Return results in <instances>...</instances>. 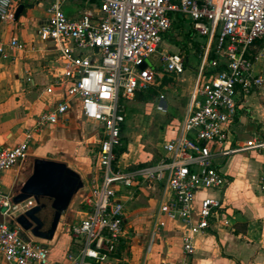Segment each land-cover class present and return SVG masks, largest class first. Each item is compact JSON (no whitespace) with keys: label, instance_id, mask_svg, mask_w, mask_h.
<instances>
[{"label":"built area","instance_id":"2783aa9c","mask_svg":"<svg viewBox=\"0 0 264 264\" xmlns=\"http://www.w3.org/2000/svg\"><path fill=\"white\" fill-rule=\"evenodd\" d=\"M17 0H0V23L14 21ZM84 4L78 18L63 7ZM187 28V29H186ZM183 30L197 47L186 114L175 136L161 145V158L150 165L121 168L126 105L145 95L161 76H182L189 57L164 52L161 44L172 31ZM37 35L50 41L62 63L63 99L39 113L32 129L12 148L0 147V177L28 158L34 136L64 121L68 99L93 122L101 136L95 177L84 189L80 217L66 227L72 246L58 261L41 243L21 235L8 220L35 206L19 204L0 188V260L7 264H112L125 239V202L118 188L157 191L155 228L166 222L180 232L183 259L190 264L196 235L226 225L222 194L228 185L219 159L243 152H264V138L238 144L229 140L238 105L249 95L264 101V74L253 72L251 50L264 43V0H50ZM11 50L23 43L11 37ZM0 54L4 51L0 47ZM144 65V68L141 66ZM48 91H50L48 89ZM157 112L167 102L158 95ZM264 190V177L261 179ZM199 196V198H198Z\"/></svg>","mask_w":264,"mask_h":264},{"label":"crops","instance_id":"0c3cea01","mask_svg":"<svg viewBox=\"0 0 264 264\" xmlns=\"http://www.w3.org/2000/svg\"><path fill=\"white\" fill-rule=\"evenodd\" d=\"M49 1L17 0L14 21L0 23V47L4 51V55L0 54V147L12 148L20 143L25 132L32 129L37 115L63 99L62 89L51 87L53 82L60 80L62 63L57 58L53 44L41 41L37 35L44 22L45 8ZM20 6L22 8L15 18ZM84 7L82 3L70 4L65 5L63 10L69 17L78 18ZM11 37L23 43L22 50L8 48L7 43ZM161 47L164 52L177 51L167 42L166 37ZM251 59L253 72L261 71L264 74V43L254 45ZM68 104L64 121L56 126H48L36 134L26 161L1 175L0 188L10 194L11 198L31 173L30 161L34 159L37 145L39 150L50 153L70 150L80 122L93 123L81 116L77 99H68ZM230 128L229 140L238 144L264 137V101L257 95L247 96L238 105ZM240 154L219 159V169L228 180L222 194L227 224L196 235L190 264H264V190L261 189L264 152H243L242 154H246L243 156ZM50 159L62 162L76 172L66 161ZM120 161L121 158V168L138 167L123 166ZM96 168L93 178L99 173L97 164ZM85 188L82 186V194L79 191L74 197L77 196L78 204ZM117 190L119 197L126 201L125 239L120 242L115 255L116 261L112 264H174L182 260L181 237L180 232L175 229L176 225L166 222L163 228H155L159 195L157 191L143 187ZM132 206L135 207L133 211ZM80 214L79 205L78 211L58 224L50 241L45 242L30 235L27 237L45 245L49 259L58 261L73 243L66 227L77 220ZM14 215L17 213L14 212ZM0 264L7 263L0 260Z\"/></svg>","mask_w":264,"mask_h":264},{"label":"rangeland","instance_id":"374dc122","mask_svg":"<svg viewBox=\"0 0 264 264\" xmlns=\"http://www.w3.org/2000/svg\"><path fill=\"white\" fill-rule=\"evenodd\" d=\"M166 40L177 51L189 57L190 66L182 76H161L156 81L159 83L157 86H153L141 99L126 105L122 132L124 143L120 154V164L123 166L150 165L159 160L162 143L167 138L176 135L186 114L194 78V71L191 68L197 60V47L183 30L172 31ZM158 95H163L166 99L165 113L157 112L154 108L153 102ZM100 138L98 127L94 123L81 121L74 134L72 149L56 150L50 153L46 150H39L37 145L33 158L47 160L54 158L66 161L80 175L83 186L87 187L97 172V143ZM240 155L246 154L241 153ZM30 165L32 166V161ZM97 178H99V173ZM79 191L81 195L82 191ZM77 199L76 196L74 202L62 214L59 223H63L78 211ZM134 209L135 207L132 206L131 211Z\"/></svg>","mask_w":264,"mask_h":264},{"label":"water","instance_id":"95a60500","mask_svg":"<svg viewBox=\"0 0 264 264\" xmlns=\"http://www.w3.org/2000/svg\"><path fill=\"white\" fill-rule=\"evenodd\" d=\"M22 6L15 13L19 15ZM144 68V65L141 66ZM139 93L135 94L138 100ZM82 180L78 173L67 167L66 164L58 161L34 158L30 175L24 180L18 191L11 198L13 205L19 204L29 198H33L35 206L19 213L8 220L10 225H17L21 235L29 239L27 235L42 241H50L56 231L62 214L70 206L73 197L82 188ZM50 209L48 226L42 230L43 222L38 217L39 212L47 205ZM34 225V227H32ZM46 248L45 245H41Z\"/></svg>","mask_w":264,"mask_h":264},{"label":"flooded vegetation","instance_id":"af4514ba","mask_svg":"<svg viewBox=\"0 0 264 264\" xmlns=\"http://www.w3.org/2000/svg\"><path fill=\"white\" fill-rule=\"evenodd\" d=\"M43 203H45L47 205V207L45 209H42L39 214L38 217L41 219V221L43 222V227L42 230H45L48 226L49 223V219H50V209L48 207V201L44 200ZM34 227V225L32 226Z\"/></svg>","mask_w":264,"mask_h":264},{"label":"trees","instance_id":"16d2710c","mask_svg":"<svg viewBox=\"0 0 264 264\" xmlns=\"http://www.w3.org/2000/svg\"><path fill=\"white\" fill-rule=\"evenodd\" d=\"M144 95H141V98L143 97Z\"/></svg>","mask_w":264,"mask_h":264}]
</instances>
